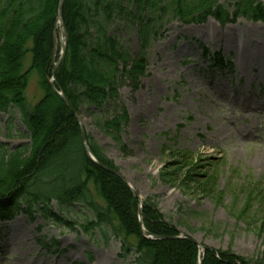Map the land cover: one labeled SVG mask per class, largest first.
Here are the masks:
<instances>
[{
	"label": "rangeland",
	"instance_id": "1",
	"mask_svg": "<svg viewBox=\"0 0 264 264\" xmlns=\"http://www.w3.org/2000/svg\"><path fill=\"white\" fill-rule=\"evenodd\" d=\"M124 18L110 23L109 34L134 57L144 53L148 63L135 86L125 80L119 89L117 105L130 116L122 132L126 149L96 123L110 117L113 107L82 106L81 126L118 167L116 174L134 197L143 203L153 198L178 230L177 238L194 241L202 256L211 249L263 257L264 207L257 199L250 202V192L264 188V23L240 19L222 27L213 19L203 25L173 21L142 51L138 21ZM218 53L232 63L231 70L211 68ZM25 60L28 68L31 55ZM34 76L29 106L42 95ZM29 140L16 109L0 113V147L14 151ZM183 151L192 159H184ZM208 173L214 184L207 183ZM22 209L0 223V264H146L124 253L122 239L109 230L107 237L101 230L86 234L80 225L94 217L83 206L61 211L53 202L46 215L41 208Z\"/></svg>",
	"mask_w": 264,
	"mask_h": 264
},
{
	"label": "trees",
	"instance_id": "2",
	"mask_svg": "<svg viewBox=\"0 0 264 264\" xmlns=\"http://www.w3.org/2000/svg\"><path fill=\"white\" fill-rule=\"evenodd\" d=\"M60 2L0 0V113L7 115L16 109L30 139L28 145L14 151L0 147V221H11L22 208L30 213L41 208L45 214L51 211L52 202H57L61 211L83 206L94 217L80 225L85 233L101 230L104 237L111 233L122 239V251L134 253L139 262L264 264V256L246 259L230 251L205 249L202 256L196 245L177 239L178 230L164 220L153 198L143 204L142 223L150 235L165 240H148L143 236L138 217L140 202L121 178L89 159L76 115L50 86ZM129 6L134 7V12L129 11ZM124 16L138 21L144 51L149 39L158 37L173 21L200 25L211 17L222 26L235 24L240 18L264 23V3L262 0H229L228 4H222L221 0H63L67 50L56 73L55 87L69 100L76 114L82 106L97 110L113 107L110 117L96 118V123L123 150L126 148L122 132L129 125L130 116L117 105L119 89L125 80L135 86L145 76L148 64L144 53L134 57L109 34L110 23ZM204 53L208 51L204 49ZM28 54L31 62L25 68ZM214 63L220 69L226 66L220 55ZM33 75L42 95L34 106H29L27 92ZM85 140L98 162L119 173L115 163L86 132ZM182 157L192 159L193 155L183 151ZM206 177L207 183L213 181L209 173ZM250 197L251 203L257 199L264 207V188L258 186ZM51 216L66 225L72 224L64 217Z\"/></svg>",
	"mask_w": 264,
	"mask_h": 264
},
{
	"label": "water",
	"instance_id": "3",
	"mask_svg": "<svg viewBox=\"0 0 264 264\" xmlns=\"http://www.w3.org/2000/svg\"><path fill=\"white\" fill-rule=\"evenodd\" d=\"M62 6H63V0H61V3H60V7H59V18H58L59 23L61 24V31H63V24H62ZM61 46H62V56H61V59H60L55 65H54L53 82H54V80H55V76H56L57 68H58L59 64L61 63L62 58L64 57V54H65V51H66V43H63ZM55 52H56V51H55ZM54 60H55V58H54ZM53 82L51 83L52 89H53L54 91H57V90L55 89V87H54V83H53ZM61 96H62V99L64 100V102L70 107V109H71V110L73 111V113H74V109H73L72 106L70 105L68 99H67L65 96H63V95H61ZM82 134H83V137H84V132H83V130H82ZM85 147H86V150H87L88 157H89V158H90V159H91V160H92L97 166H99L100 168L104 169L105 171H107V172H109V173H111V174H115V175H117V176L120 177V175L116 174L115 172L111 171V170L108 169L107 167L103 166L100 162H98V161L94 158V156L92 155V153H91L89 147H88L87 145H85ZM120 178H121V177H120ZM121 179H122V178H121ZM133 194H134V196H135L136 198H138V196L136 195V193L133 192ZM142 207H143V204L141 203V207H140V211H139V218H140V220L142 219ZM141 225H142V222H141ZM142 232H143L144 236H146V237H148V238H150V239H163V240H165V238H153L148 232H146V230H145L144 228H142ZM178 239H181V238H178ZM184 239H186V240H188L189 242H191V243L197 245L194 241H192V240H190V239H188V238H185V237H184ZM197 246H198V245H197Z\"/></svg>",
	"mask_w": 264,
	"mask_h": 264
}]
</instances>
